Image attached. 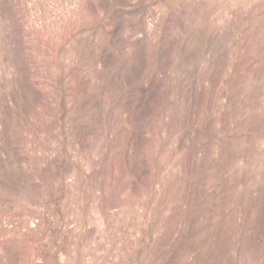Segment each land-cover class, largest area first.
<instances>
[{"label": "rangeland", "instance_id": "374dc122", "mask_svg": "<svg viewBox=\"0 0 264 264\" xmlns=\"http://www.w3.org/2000/svg\"><path fill=\"white\" fill-rule=\"evenodd\" d=\"M0 264H264V0H0Z\"/></svg>", "mask_w": 264, "mask_h": 264}]
</instances>
